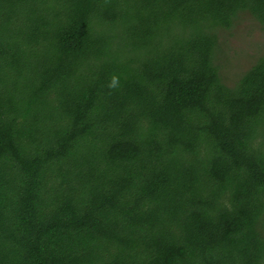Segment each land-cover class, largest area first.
Here are the masks:
<instances>
[{"label":"trees","instance_id":"16d2710c","mask_svg":"<svg viewBox=\"0 0 264 264\" xmlns=\"http://www.w3.org/2000/svg\"><path fill=\"white\" fill-rule=\"evenodd\" d=\"M241 13L0 0V264H264V50L216 64Z\"/></svg>","mask_w":264,"mask_h":264},{"label":"rangeland","instance_id":"374dc122","mask_svg":"<svg viewBox=\"0 0 264 264\" xmlns=\"http://www.w3.org/2000/svg\"><path fill=\"white\" fill-rule=\"evenodd\" d=\"M218 32L224 42V56L217 59L216 64L224 65L226 60L231 63L230 68H220V76L226 85L232 86L263 52L264 28L249 13H241L235 21V27Z\"/></svg>","mask_w":264,"mask_h":264},{"label":"clouds","instance_id":"9594fccd","mask_svg":"<svg viewBox=\"0 0 264 264\" xmlns=\"http://www.w3.org/2000/svg\"><path fill=\"white\" fill-rule=\"evenodd\" d=\"M107 87H108L109 89H115V88H118V87H119V77L113 75V76L110 78V80H109V82H108V84H107Z\"/></svg>","mask_w":264,"mask_h":264}]
</instances>
